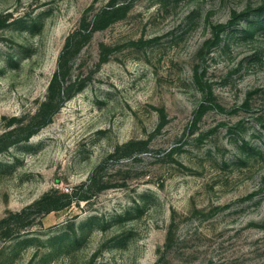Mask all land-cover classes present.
Listing matches in <instances>:
<instances>
[{
    "label": "rangeland",
    "instance_id": "374dc122",
    "mask_svg": "<svg viewBox=\"0 0 264 264\" xmlns=\"http://www.w3.org/2000/svg\"><path fill=\"white\" fill-rule=\"evenodd\" d=\"M3 218L0 264H264V0H0Z\"/></svg>",
    "mask_w": 264,
    "mask_h": 264
},
{
    "label": "trees",
    "instance_id": "16d2710c",
    "mask_svg": "<svg viewBox=\"0 0 264 264\" xmlns=\"http://www.w3.org/2000/svg\"><path fill=\"white\" fill-rule=\"evenodd\" d=\"M59 75H60L59 71H57L54 74V76L51 79L50 84H49V90L50 91H53V90L57 91L58 96L60 97V99H62V97H64V95H65V91L61 85V80L59 78ZM47 122L48 121L46 119H43V121H40L38 123L37 128L39 129V128L43 127ZM34 132L35 131H32L31 133H34ZM74 196L75 195H73V193H70V194L69 193H61V198H59V201H58V199H55V198L51 199L50 195L48 194V195L44 196L42 199H40L39 201H37L35 205H40V206L44 205V207H40L39 209L40 210L43 209L44 210L43 212L47 213V212H50L52 210L61 209L65 206L69 205L71 203V200L74 198ZM79 196H83V195H79ZM46 201H48V203H46ZM24 212H25V210H22L21 213H24ZM5 221H6L5 218L1 219L0 225L3 223L5 224ZM1 228L3 230V225ZM3 234H8L7 228L4 229Z\"/></svg>",
    "mask_w": 264,
    "mask_h": 264
}]
</instances>
